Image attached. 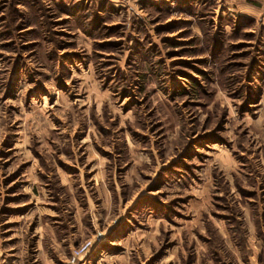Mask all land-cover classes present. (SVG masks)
<instances>
[{
  "label": "rangeland",
  "instance_id": "1",
  "mask_svg": "<svg viewBox=\"0 0 264 264\" xmlns=\"http://www.w3.org/2000/svg\"><path fill=\"white\" fill-rule=\"evenodd\" d=\"M0 264H264V0H0Z\"/></svg>",
  "mask_w": 264,
  "mask_h": 264
},
{
  "label": "built area",
  "instance_id": "2",
  "mask_svg": "<svg viewBox=\"0 0 264 264\" xmlns=\"http://www.w3.org/2000/svg\"><path fill=\"white\" fill-rule=\"evenodd\" d=\"M90 247H91L90 242L86 244H82L78 249L75 250L73 255V260H75L77 256H80L83 253H87Z\"/></svg>",
  "mask_w": 264,
  "mask_h": 264
}]
</instances>
